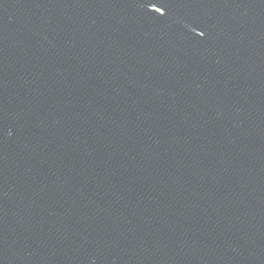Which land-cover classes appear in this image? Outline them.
<instances>
[{
    "label": "water",
    "instance_id": "1",
    "mask_svg": "<svg viewBox=\"0 0 264 264\" xmlns=\"http://www.w3.org/2000/svg\"><path fill=\"white\" fill-rule=\"evenodd\" d=\"M0 264H264V0H0Z\"/></svg>",
    "mask_w": 264,
    "mask_h": 264
},
{
    "label": "snow or ice",
    "instance_id": "2",
    "mask_svg": "<svg viewBox=\"0 0 264 264\" xmlns=\"http://www.w3.org/2000/svg\"><path fill=\"white\" fill-rule=\"evenodd\" d=\"M201 35H203V33H201Z\"/></svg>",
    "mask_w": 264,
    "mask_h": 264
}]
</instances>
